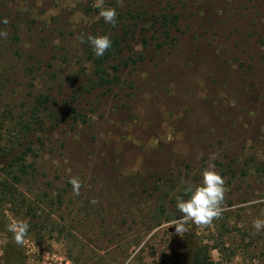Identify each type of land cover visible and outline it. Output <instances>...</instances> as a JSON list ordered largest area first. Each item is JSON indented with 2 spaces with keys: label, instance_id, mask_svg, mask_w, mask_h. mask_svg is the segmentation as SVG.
<instances>
[{
  "label": "rangeland",
  "instance_id": "rangeland-1",
  "mask_svg": "<svg viewBox=\"0 0 264 264\" xmlns=\"http://www.w3.org/2000/svg\"><path fill=\"white\" fill-rule=\"evenodd\" d=\"M94 3L0 0V264H264V0H104L115 26ZM209 164L222 214L177 233Z\"/></svg>",
  "mask_w": 264,
  "mask_h": 264
},
{
  "label": "clouds",
  "instance_id": "clouds-1",
  "mask_svg": "<svg viewBox=\"0 0 264 264\" xmlns=\"http://www.w3.org/2000/svg\"><path fill=\"white\" fill-rule=\"evenodd\" d=\"M93 7L100 9L99 17H102L105 23L115 26L117 23L118 13L114 7H104V0H95ZM9 21L5 18L3 24L7 25ZM0 36L7 38V30L0 31ZM94 54L98 57L103 56L113 44L109 34L88 36ZM214 159L213 157H211ZM72 185L73 194L80 195L83 181L78 176H72L69 180ZM227 187L223 175L216 169L215 164H209L202 172V182L193 186L191 183L184 189L188 197L177 198L176 207L182 216L173 221L171 226H175L177 233L188 230L189 223L196 226L210 225L215 219L220 218L222 214V205L226 197ZM170 226V227H171ZM30 225L26 220H19L10 223L7 230L13 233V239L17 245H23L28 236ZM253 228L260 230L264 228V219L257 218L253 221Z\"/></svg>",
  "mask_w": 264,
  "mask_h": 264
},
{
  "label": "trees",
  "instance_id": "trees-1",
  "mask_svg": "<svg viewBox=\"0 0 264 264\" xmlns=\"http://www.w3.org/2000/svg\"><path fill=\"white\" fill-rule=\"evenodd\" d=\"M107 57H94L95 59V73H96V86H108L111 85L113 83V81L115 79H112L110 77V74L108 73V71L106 70V68L104 67V63ZM115 70H119L118 67H115ZM38 103H42V101L38 100ZM35 108H37V105L35 106ZM70 117L72 118H76L73 117V115H71ZM77 119V118H76ZM74 119V120H76ZM77 122V121H76ZM30 149V148H29ZM32 149V148H31ZM22 159V156L17 157V160L11 164V166H15V163L17 165H20V160ZM22 172H27V169L24 168L22 169ZM2 182L0 181V186H1ZM211 247L209 245H198L196 248L193 249V254H192V258L190 261V264H218L212 257L211 255V251H210Z\"/></svg>",
  "mask_w": 264,
  "mask_h": 264
}]
</instances>
